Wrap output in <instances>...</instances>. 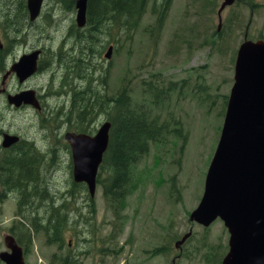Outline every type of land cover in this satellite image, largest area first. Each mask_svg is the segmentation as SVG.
<instances>
[{
    "label": "rangeland",
    "instance_id": "rangeland-1",
    "mask_svg": "<svg viewBox=\"0 0 264 264\" xmlns=\"http://www.w3.org/2000/svg\"><path fill=\"white\" fill-rule=\"evenodd\" d=\"M222 1L213 0L214 5H208L205 1L171 0L161 27L157 16L147 15L134 30L112 25L101 34L98 50L108 42L116 49L111 65L101 61L99 55L95 58L104 71H109V79L105 82L99 72L92 92L85 91L78 99L106 96L109 89L112 95L126 79L133 101H142L144 82L153 81L154 86L169 91L164 118L179 129L180 138L168 135L165 144L152 146L143 157L135 170L137 188L128 200L124 222L108 209L100 185L90 202L88 192L74 190V198L66 207L70 222L63 231L64 247L59 250L55 244L47 245V237L48 242L54 238L50 227L56 221H42L48 230L32 232L33 246L25 254L26 264H52L53 256L55 264H212L215 254L225 255L230 235L222 221L204 229L189 220L204 193L224 121L222 95H230L234 84V61L244 39L243 27L250 17L246 9L231 8L224 13L219 31L217 12ZM49 4L47 9L53 6L52 0ZM237 15L239 24L232 27V33L225 32L227 18ZM54 16L58 22L63 20L61 25L57 28L41 20L36 28V43L56 50L73 14H65L61 8L60 14L54 12ZM262 34L264 8L253 15L249 38L256 41ZM70 47L71 43L66 46ZM50 75H42L36 85L46 88ZM57 75L61 77L62 72ZM48 102L55 107L59 100ZM1 108L0 104V118ZM6 118L15 125V132L26 120L11 114ZM0 125L8 127L3 122ZM70 157L67 149L60 151L55 166L44 173L46 178L40 183L60 200L61 194L74 188ZM35 165L37 172L40 165ZM15 212V201L0 203V253L6 250L4 238L10 234ZM32 229L15 227L24 236ZM189 233L192 237L177 250L175 244ZM156 249L164 251L154 254Z\"/></svg>",
    "mask_w": 264,
    "mask_h": 264
},
{
    "label": "water",
    "instance_id": "water-1",
    "mask_svg": "<svg viewBox=\"0 0 264 264\" xmlns=\"http://www.w3.org/2000/svg\"><path fill=\"white\" fill-rule=\"evenodd\" d=\"M43 0H30L33 19ZM88 0H78V22L86 23ZM235 0H225L222 9ZM112 49L108 58L112 57ZM34 64L19 73L26 76L36 70ZM236 84L232 90L222 136L206 179L203 200L191 216L205 226L221 217L231 233L230 253L223 264H264V41H246L241 46ZM110 124L96 137L67 136L74 155L76 182H85L95 196L97 174L108 147ZM16 141L6 140L5 147ZM187 235L177 247L184 243ZM13 254H2L7 264H25L23 250L13 237H6Z\"/></svg>",
    "mask_w": 264,
    "mask_h": 264
},
{
    "label": "trees",
    "instance_id": "trees-1",
    "mask_svg": "<svg viewBox=\"0 0 264 264\" xmlns=\"http://www.w3.org/2000/svg\"><path fill=\"white\" fill-rule=\"evenodd\" d=\"M88 4V19L92 27L99 25L101 28L112 22L129 30H134L140 25L141 16L148 8L147 0H89ZM164 21L159 19L160 27ZM153 84V81L144 82V91L141 95L143 99L136 102L129 95L127 86L123 85L121 94L116 99L114 139L99 175V182L103 186V197L108 208L123 222L122 214L126 210L129 194L134 192L131 182L133 169L149 152L150 145L164 142L162 138L169 132L168 121L164 118L167 113L165 110L167 92ZM175 133L178 134V130H175ZM33 166L36 167L35 163L25 161H14L9 165L11 171H8L6 175L13 178L14 187L12 188L26 192V185L38 186V171L35 172ZM18 212L36 232L48 230L42 221L47 223L49 218L52 220L55 217L58 223L53 226L54 241L59 242L64 229L61 225L65 221L63 214H57L54 210L48 214L33 210ZM19 225L20 228H26L22 222ZM15 234L21 244L30 246V233L27 240L24 239V235L18 232ZM213 262L221 264L222 259L219 258L218 253Z\"/></svg>",
    "mask_w": 264,
    "mask_h": 264
},
{
    "label": "flooded vegetation",
    "instance_id": "flooded-vegetation-1",
    "mask_svg": "<svg viewBox=\"0 0 264 264\" xmlns=\"http://www.w3.org/2000/svg\"><path fill=\"white\" fill-rule=\"evenodd\" d=\"M0 10V41L2 42V44H0V102L3 105V110H8L17 116L29 117L31 115H36V109L31 105L22 103L19 106H15L10 105L8 102V97L10 95H18L23 92L35 90V87H31L30 84L35 81L37 73L21 82L18 74L12 70L13 67L18 62H20L22 57L36 51L37 46L35 44V24L30 23L28 20V12L24 3H15L10 7L5 6L3 4V0H0ZM10 10H12V12H10ZM21 10L22 14L20 12ZM43 56L44 52L41 55L39 61L40 73L44 71L41 61ZM65 65H67V67L71 70V59H67ZM64 93L66 94L65 96H67L65 106L67 107L66 112H68V114L58 120L52 118L47 127L49 131L54 128L56 130H62L63 134L70 130L69 123L73 121L70 115L71 109L75 111L76 107L78 106L83 108L84 106H88L90 104L86 103L84 99H78L77 105L74 106L72 100L68 101L70 93L67 94V91ZM81 96L82 95H79L78 98ZM39 98L42 104L41 112H43L47 104L45 103L43 96H39ZM110 106L111 103L109 104V107ZM102 119L107 120L106 113H97L93 117H88V120L90 121L89 125H94V128L98 129ZM57 122H60L61 124L68 123V125L65 127L57 126ZM0 133H3L2 129H0ZM39 136L40 146L43 149L48 151L58 148V139L60 138L59 135L56 136L53 133L45 132L40 133ZM113 139L114 134H112V141ZM34 147H36V144H33L31 139L24 137V139L21 138L20 144L12 149L3 151L0 147V155L5 153L10 154L16 150H19L24 154V156H29L30 150ZM49 158L50 156H45L44 161H47Z\"/></svg>",
    "mask_w": 264,
    "mask_h": 264
},
{
    "label": "bare ground",
    "instance_id": "bare-ground-1",
    "mask_svg": "<svg viewBox=\"0 0 264 264\" xmlns=\"http://www.w3.org/2000/svg\"><path fill=\"white\" fill-rule=\"evenodd\" d=\"M34 171H36V170L34 169Z\"/></svg>",
    "mask_w": 264,
    "mask_h": 264
}]
</instances>
